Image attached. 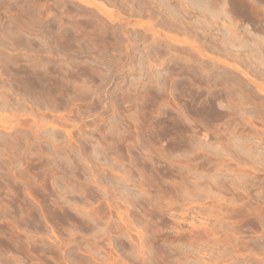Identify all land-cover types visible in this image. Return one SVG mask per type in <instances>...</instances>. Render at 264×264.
Instances as JSON below:
<instances>
[{
    "label": "rangeland",
    "instance_id": "obj_1",
    "mask_svg": "<svg viewBox=\"0 0 264 264\" xmlns=\"http://www.w3.org/2000/svg\"><path fill=\"white\" fill-rule=\"evenodd\" d=\"M225 2L0 0V264H264V3Z\"/></svg>",
    "mask_w": 264,
    "mask_h": 264
},
{
    "label": "bare ground",
    "instance_id": "obj_2",
    "mask_svg": "<svg viewBox=\"0 0 264 264\" xmlns=\"http://www.w3.org/2000/svg\"><path fill=\"white\" fill-rule=\"evenodd\" d=\"M198 1V0H197ZM223 1H225V0H223ZM240 1V0H239ZM246 1V0H245ZM252 1V3H254V2H256L257 3V0H251ZM263 1V2H262ZM262 1H260L259 0V2L257 3L258 4V6H259V3H264V0H262ZM205 2V1H204ZM221 2H222V0H221ZM198 3V2H197ZM200 3V2H199ZM206 3V2H205ZM241 3H242V1H241ZM241 3H239V4H241ZM244 3V2H243ZM214 4H215V2H214ZM217 4V3H216ZM219 4H221V3H219ZM218 4V5H219ZM224 4H228L227 3V0H226V2L224 3ZM251 4V3H250ZM255 4V3H254ZM200 5H204V4H200ZM209 5V4H208ZM212 5H213V3H212ZM217 6V5H216ZM220 6V5H219ZM240 6V5H239ZM261 6H264V5H261ZM207 7V6H206ZM209 7V6H208ZM207 7V8H208ZM224 7V6H223ZM243 7V6H242ZM241 7V8H242ZM205 8V7H204ZM211 9V8H210ZM209 9V10H210ZM214 9V8H213ZM231 9H232V7H231ZM240 9V8H239ZM222 10V9H221ZM220 10V11H221ZM226 10H227V8H226ZM244 10V9H243ZM242 11V10H241ZM246 11V10H245ZM251 11V10H250ZM247 12V11H246ZM246 12H244V13H246ZM257 12V11H256ZM235 13V12H234ZM234 13H233V15H234ZM237 13H239V12H237ZM242 13V12H241ZM240 13V14H241ZM252 13V12H251ZM222 14V13H221ZM255 14V13H254ZM253 14V15H254ZM257 14V13H256ZM225 15H227V17L231 20V21H234L235 19H234V16L231 14V12L229 13L228 11H227V14H225ZM224 15V16H225ZM250 15V14H249ZM248 15V16H249ZM223 16V15H222ZM251 16V15H250ZM224 18V17H223ZM234 23V22H233ZM230 24H231V22H230ZM238 24V23H237ZM236 27V26H235ZM247 27H249V25L247 26ZM231 28H233L232 27V25H231ZM229 29V28H228ZM246 29V28H245ZM244 29V30H245ZM250 29V28H249ZM239 30V29H238ZM232 31V30H231ZM234 31V30H233ZM237 31V30H236ZM240 32V31H239ZM245 32H246V30H245ZM248 32V31H247ZM234 33V32H233ZM252 33V32H251ZM250 33V34H251ZM240 34V33H239ZM249 34V33H248ZM243 35V34H242ZM238 36V35H237ZM238 38V37H237ZM242 38V37H241ZM264 39V38H263ZM252 45H253V43H251ZM257 44V43H256ZM255 44V45H256ZM257 46V45H256ZM219 187H221V185L219 186ZM199 213V212H198ZM217 216L216 217H218V214H216ZM181 216H182V218L183 219H185L187 216H188V213L187 212H182L181 213ZM124 217V216H123ZM125 218H127V217H125ZM218 219V218H217ZM128 222V221H127ZM126 223V222H125ZM128 224V223H127ZM126 224V225H127ZM190 224V226L193 228V232H191L192 234H195V232H196V236L197 235H201L202 237H203V235H209V234H211V233H215V230L214 229H209L208 227H206V226H198V225H196V223H194V222H190L189 223ZM128 228H129V226H128ZM141 235H142V233H141ZM214 235V234H213ZM144 236V235H143ZM142 236V237H143ZM142 237H140L141 238V240H142ZM198 237V236H197ZM202 237H200V238H202ZM143 240H145V239H143ZM150 240V239H149ZM155 240V239H154ZM140 241V240H139ZM142 242V241H141ZM144 242V241H143ZM138 244H139V242H138ZM144 244V243H143ZM143 244H142V247H144L143 246ZM150 244L152 245V246H154L155 245V242L154 241H150ZM146 246V245H145ZM140 247V246H139ZM146 248V247H145ZM144 249V248H143ZM154 249V248H153ZM141 250V249H140ZM139 250V251H140ZM143 252V251H142ZM198 252V251H197ZM197 252H195V254H197ZM199 253V252H198ZM143 254H141V256H142ZM170 255V254H169ZM172 255V254H171ZM199 255V254H198ZM192 256V255H191ZM189 256L188 255H185L184 254V256H183V259H184V262L182 263V264H187V263H189V262H194V260H199L200 258H198L197 257V255L196 256H194V258H190L191 260H189V258H188ZM142 258H144V257H142ZM154 258V257H153ZM161 258V257H160ZM182 258V257H181ZM168 259V258H167ZM171 259H172V257H171ZM170 260V259H169ZM174 260V259H173ZM156 261H157V263H158V259L156 258ZM160 261V260H159ZM164 261V260H163ZM175 261V260H174ZM177 261V260H176ZM179 262H180V260H178ZM182 261V260H181ZM201 261V260H200ZM9 262H10V260H9ZM162 262V261H161ZM165 262V261H164ZM169 262V261H168ZM168 262H166V263H168ZM160 263V262H159ZM170 264V263H169Z\"/></svg>",
    "mask_w": 264,
    "mask_h": 264
}]
</instances>
